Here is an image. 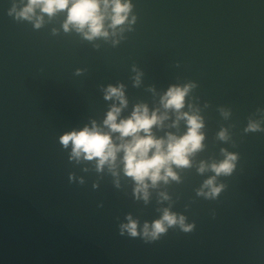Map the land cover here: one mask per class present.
I'll return each mask as SVG.
<instances>
[{"label":"water","instance_id":"1","mask_svg":"<svg viewBox=\"0 0 264 264\" xmlns=\"http://www.w3.org/2000/svg\"><path fill=\"white\" fill-rule=\"evenodd\" d=\"M27 3L0 0V264H264V0H124L115 28L102 3L108 35L92 39L65 29L67 10L11 13ZM173 87L187 89L179 112L162 103ZM113 106L118 123L137 106L166 116L158 139L184 136V113L203 125L189 166L147 181V198L123 151L101 168L61 142L94 125L130 140L104 124ZM165 210L184 225L146 237Z\"/></svg>","mask_w":264,"mask_h":264},{"label":"clouds","instance_id":"2","mask_svg":"<svg viewBox=\"0 0 264 264\" xmlns=\"http://www.w3.org/2000/svg\"><path fill=\"white\" fill-rule=\"evenodd\" d=\"M102 3L104 9L111 6V27L115 28L125 22L131 5L124 3V0H28L27 5L22 10L17 12V9L13 7L11 13H16L18 18L32 19L37 8L49 15H53L57 11L67 10L65 29L74 26L77 31L84 32L87 38L92 39L96 36L108 35L105 31V20L109 17L102 10ZM37 27H39V21ZM186 92V88H171L162 101L164 107L179 112L184 107ZM113 97L117 98L122 106L127 105V101L124 99L123 86L119 88L109 86L106 98L112 99ZM121 111L122 107L113 106L108 112L104 124L111 129V132H119L121 140L128 137L131 138L130 140L116 145L110 132H104L94 125L91 128L85 127L78 132L73 131L65 134L61 137V142L65 147L69 143L72 144L75 157L85 154V158L88 160L98 158L101 168L107 162H115L117 153L123 151L126 175L138 183L137 191L145 190L144 195L147 198V181H151L154 186L161 179L166 181L169 177L175 178L173 164L178 167L189 166V155L202 147L204 137L199 129L203 125L198 117L184 113L183 116L187 118L189 125L188 132L182 137L169 134L167 140L158 139L152 134V129L157 124L162 125L163 120L167 118L166 116H160L157 112L149 114L147 106H137L129 118L120 120L118 123L117 120ZM250 128L255 130L256 125H251ZM235 159L234 155H228L221 163L213 164L212 169L217 175L230 174L234 167L232 162ZM204 170L205 167L202 166L201 171ZM214 182L215 178L213 177L205 183V187L211 188L212 195L218 194L221 190L214 186ZM178 222L183 226L184 218L180 217L178 221L175 214L165 210L162 219L151 225L150 232L149 226L145 225L144 235L156 239L160 233L166 231L165 224L171 227ZM124 227L131 236L135 237L138 234L136 222L133 221ZM185 230L188 229L185 228Z\"/></svg>","mask_w":264,"mask_h":264}]
</instances>
